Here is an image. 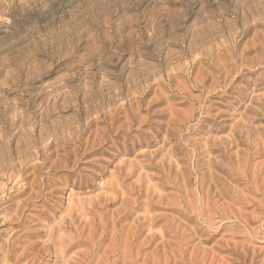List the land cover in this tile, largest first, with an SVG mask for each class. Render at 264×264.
I'll return each instance as SVG.
<instances>
[{"label":"rangeland","instance_id":"obj_1","mask_svg":"<svg viewBox=\"0 0 264 264\" xmlns=\"http://www.w3.org/2000/svg\"><path fill=\"white\" fill-rule=\"evenodd\" d=\"M99 263L264 264V0H0V264Z\"/></svg>","mask_w":264,"mask_h":264},{"label":"bare ground","instance_id":"obj_2","mask_svg":"<svg viewBox=\"0 0 264 264\" xmlns=\"http://www.w3.org/2000/svg\"><path fill=\"white\" fill-rule=\"evenodd\" d=\"M209 160H210V159H209ZM214 161H215V160H214ZM217 161H218V160H217ZM220 161H221V160H220ZM168 163H169V162H168ZM210 163H211V162H210ZM170 165H172V164H170ZM207 165H208V163H207ZM216 167H217V166H216ZM221 170H222V169H221ZM114 190H115V189H114ZM150 237H151V236H150ZM124 244H125V243H124ZM124 246H125V245H124ZM137 249H138V248H137ZM112 251H113V250H112ZM112 253H113V252H112ZM112 253H111V254H112ZM124 253H125V252H124ZM136 253H137V252H136ZM139 253H140V252H139ZM139 253H138V254H139ZM117 256H118V255H117ZM123 256H124V255H123ZM135 256H137V254H136ZM138 257H139V255H138ZM117 258H119V256H118ZM117 258H116V259H117ZM104 259H105V258H104ZM110 259L113 260L112 258H110ZM108 260H109V259H108ZM126 260H127V259H126ZM103 261H106V262H107V260H103ZM123 261H124V260H123ZM128 261H129V259H128ZM103 263H105V262H103ZM113 263H114V262H113ZM152 263H153V262H152ZM99 264H100V263H99ZM101 264H102V263H101ZM107 264H108V263H107Z\"/></svg>","mask_w":264,"mask_h":264}]
</instances>
